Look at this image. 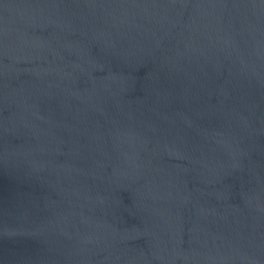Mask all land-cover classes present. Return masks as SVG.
I'll use <instances>...</instances> for the list:
<instances>
[{
  "label": "water",
  "instance_id": "1",
  "mask_svg": "<svg viewBox=\"0 0 264 264\" xmlns=\"http://www.w3.org/2000/svg\"><path fill=\"white\" fill-rule=\"evenodd\" d=\"M0 264H264V0H0Z\"/></svg>",
  "mask_w": 264,
  "mask_h": 264
}]
</instances>
